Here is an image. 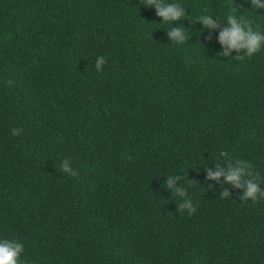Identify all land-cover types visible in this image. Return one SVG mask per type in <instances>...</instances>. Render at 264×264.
Instances as JSON below:
<instances>
[{
	"label": "trees",
	"instance_id": "obj_1",
	"mask_svg": "<svg viewBox=\"0 0 264 264\" xmlns=\"http://www.w3.org/2000/svg\"><path fill=\"white\" fill-rule=\"evenodd\" d=\"M178 2L183 43L141 0H0V238L21 264H264V198L206 179L246 160L264 189V51L217 39L232 11L264 32V9Z\"/></svg>",
	"mask_w": 264,
	"mask_h": 264
},
{
	"label": "clouds",
	"instance_id": "obj_2",
	"mask_svg": "<svg viewBox=\"0 0 264 264\" xmlns=\"http://www.w3.org/2000/svg\"><path fill=\"white\" fill-rule=\"evenodd\" d=\"M141 2L150 8L155 9V14L161 18V22H168L169 31L168 38L175 43H183L186 38V31L183 26H173V22L185 17L186 11L182 3L178 0H141ZM250 3L252 9H264V0H246ZM204 27L208 29H216L217 24L212 15L200 14L196 17ZM220 43L224 57H233L234 59L243 60L246 57H253L257 53L264 51V32L254 29L249 20L239 16L235 11L229 12L226 15V24L221 28L217 36ZM235 51L236 55H232ZM106 63L104 56H97L95 60V69L97 72L101 71ZM12 134L16 135L18 129L13 128ZM225 155V153H221ZM64 172L69 175H75L67 161L61 163ZM223 176L226 183H229L237 188H242L243 192L241 199H251L253 201L258 198H264V189L260 187L258 180L259 174L252 171V165L246 160H239L235 166H230L227 169L216 166V170L207 169L206 179L219 180ZM179 177L176 175H168L164 181L167 189H170L178 197L182 198V203L179 205L180 209H192V202L190 199L184 200V190L176 186V180ZM223 195L227 196L228 192L225 190ZM24 245L17 239L0 238V264H21V254Z\"/></svg>",
	"mask_w": 264,
	"mask_h": 264
}]
</instances>
